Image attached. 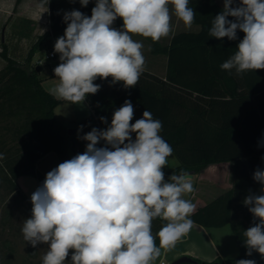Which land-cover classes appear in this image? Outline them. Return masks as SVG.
Wrapping results in <instances>:
<instances>
[{
    "label": "clouds",
    "instance_id": "9594fccd",
    "mask_svg": "<svg viewBox=\"0 0 264 264\" xmlns=\"http://www.w3.org/2000/svg\"><path fill=\"white\" fill-rule=\"evenodd\" d=\"M79 3L86 7L89 0ZM234 3L223 0L208 32L229 40L238 38V30L244 33L220 68L236 75L264 70V0ZM44 4L49 0H42ZM91 13L88 17L72 10L63 15L67 27L54 44L60 63L53 71L59 82L48 89L57 100L82 104L100 91L101 85L94 83L98 78L135 87L146 59L142 42L133 35L158 42L169 36L173 13L188 29L196 14L189 0H96ZM117 18L123 21L119 29L113 27ZM134 114L131 101L125 100L106 129L93 127L79 137L87 141L85 151L47 172L31 194V217L21 231L33 247L47 245L43 264H69L70 252V264H153L161 249L174 247L191 230L196 205L183 198L195 191L191 175L181 171L165 179L163 169L173 148L160 135L162 122L145 110L131 123ZM99 119L107 123L106 117ZM101 141L105 146L97 147ZM253 179L261 185L260 194L250 193L243 204L258 223L243 236L246 255L255 251L264 259V170L257 168ZM156 218L166 223L154 235ZM236 264L256 261L240 259Z\"/></svg>",
    "mask_w": 264,
    "mask_h": 264
},
{
    "label": "trees",
    "instance_id": "16d2710c",
    "mask_svg": "<svg viewBox=\"0 0 264 264\" xmlns=\"http://www.w3.org/2000/svg\"><path fill=\"white\" fill-rule=\"evenodd\" d=\"M238 3L236 0L233 6ZM95 4L96 1L79 11L90 17ZM48 5L52 32L64 34L67 24L56 0H49ZM189 7L196 13L193 23L198 26L196 30L171 32L168 41L145 38L153 55L166 56L165 76L144 70L136 86L130 89H125L123 82L111 85V77L98 78L94 83L101 85L100 91L87 96L94 113L74 126L72 134L55 115V108L67 101L49 94L42 85L39 64L32 63L35 50L51 33L39 37L25 63L12 58L4 44L0 51L7 61L0 70V153L4 157L0 159V185H5L10 197L20 195L31 216L32 206L17 186L16 178L34 175L41 186L45 176L36 168L41 157L54 151L62 163L83 153L87 141L79 137L93 127L106 129L111 110L130 100L162 122L160 135L179 160L177 166L164 172L166 180L181 171L198 174L211 164L234 163L232 187L196 208L190 218L204 227L232 226L240 254L226 260L219 257L215 261L218 264H236L240 259L264 264L259 253L246 255L243 236L245 230L258 223L243 201L250 193L260 194L261 185L253 174L257 168L264 170V70L236 75L235 70L220 68L235 53L244 36L239 30L236 40L208 35L212 19L223 9V0H189ZM122 24V19L117 18L113 27L119 29ZM102 116L106 117V124L99 119ZM80 126L83 129L78 133ZM103 146V141L97 145ZM165 223L160 218L154 219L153 234ZM156 244L159 246L158 238ZM196 260V264L203 263Z\"/></svg>",
    "mask_w": 264,
    "mask_h": 264
},
{
    "label": "crops",
    "instance_id": "0c3cea01",
    "mask_svg": "<svg viewBox=\"0 0 264 264\" xmlns=\"http://www.w3.org/2000/svg\"><path fill=\"white\" fill-rule=\"evenodd\" d=\"M96 0H89L93 3ZM57 6L62 15L65 12L79 10L81 4L79 0L70 2V0H56ZM42 0H0V51L3 45L8 47L9 55L20 63H25L31 49L38 41L39 37L47 32L51 35L46 39V44L52 46L57 36L64 34H54L50 27V8L44 4L41 7ZM195 26V25H194ZM197 28V26L195 27ZM169 36L161 38L168 41ZM133 39L142 42L143 55L146 59L145 70H148L160 77H164L167 70V58L164 55H153L150 52L148 41L139 35H133ZM49 53V51H48ZM47 53V54H48ZM45 55V59L47 58ZM42 57L33 56L32 63L39 64L44 69ZM7 61L0 55V70L4 68ZM41 70V71H42ZM40 76L43 79L42 85L48 90L55 86L59 81L55 78L54 71L49 74ZM135 114L131 123L142 118L143 110L136 102H131ZM123 104L114 107L108 119L107 127L111 123L113 112ZM93 114V109L86 99L82 104H70L62 102L55 108L57 119L65 124L70 122L69 128L77 126L79 122ZM133 140L135 139L132 134ZM168 158V166L163 171L167 172L179 164V160L172 153ZM60 163L58 155L51 151L41 157L37 163V171L44 176L47 172L57 167ZM234 163L225 162L223 164H211L203 172L193 174L191 177L195 191L184 195V199L190 200L196 205V208L205 205L221 193L230 189L233 185ZM19 189L31 203V194L40 186L39 181L33 175H21L16 178ZM208 195H211L207 199ZM32 206V204H31ZM240 254V250L235 238L233 228L230 224L223 227H204L200 224L193 223L191 230L181 237L170 249H163L161 257L153 264L171 263L177 258L188 255L206 263H214L219 257L223 259L235 258ZM227 264V263H226Z\"/></svg>",
    "mask_w": 264,
    "mask_h": 264
},
{
    "label": "rangeland",
    "instance_id": "374dc122",
    "mask_svg": "<svg viewBox=\"0 0 264 264\" xmlns=\"http://www.w3.org/2000/svg\"><path fill=\"white\" fill-rule=\"evenodd\" d=\"M171 24V32L188 29L174 13L172 15ZM195 27L196 26L192 25L189 30H196L198 28V26L197 28ZM59 37L60 36H57L55 39L57 40ZM52 48L53 44L52 46H48L46 40H44L34 53L35 58H43L44 69L41 71L43 76L52 72L58 65L54 59H45V55ZM65 125L70 126L71 123L65 122ZM35 177L38 180L37 176ZM210 196L211 195H208L207 199H209ZM29 205H31V203ZM25 207H28L27 203L20 195L10 197L5 191V185L4 187L0 185V264H43L42 258L48 250L47 245L41 243L33 247L23 238V233L21 231L23 222L25 219L31 217L25 210ZM67 261L70 264L71 257H67Z\"/></svg>",
    "mask_w": 264,
    "mask_h": 264
},
{
    "label": "water",
    "instance_id": "95a60500",
    "mask_svg": "<svg viewBox=\"0 0 264 264\" xmlns=\"http://www.w3.org/2000/svg\"><path fill=\"white\" fill-rule=\"evenodd\" d=\"M37 70L38 71H41L42 70V66L39 65L37 67ZM76 129L71 127L68 129V132L69 134H72ZM191 175V177L193 176V173H189ZM186 263H190V264H196L198 263V261L191 257V256H188V255H184V256H181L179 258H177L176 260H174L173 262H171L170 264H186ZM202 264H218L217 262H214V263H206V262H203Z\"/></svg>",
    "mask_w": 264,
    "mask_h": 264
},
{
    "label": "built area",
    "instance_id": "2783aa9c",
    "mask_svg": "<svg viewBox=\"0 0 264 264\" xmlns=\"http://www.w3.org/2000/svg\"><path fill=\"white\" fill-rule=\"evenodd\" d=\"M55 42L56 41L53 42V48L50 49L49 53L47 54V58L48 59H54L56 61V63L59 64L60 63L59 54L58 53H54V44H55ZM93 113H94V111H93ZM68 257H71V252H70ZM162 264H165V262H162Z\"/></svg>",
    "mask_w": 264,
    "mask_h": 264
}]
</instances>
